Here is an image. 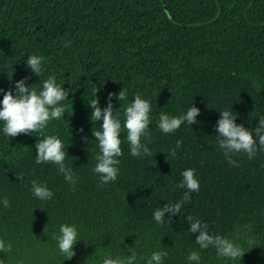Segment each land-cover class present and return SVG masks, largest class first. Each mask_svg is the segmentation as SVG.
I'll return each instance as SVG.
<instances>
[{"label":"trees","instance_id":"obj_1","mask_svg":"<svg viewBox=\"0 0 264 264\" xmlns=\"http://www.w3.org/2000/svg\"><path fill=\"white\" fill-rule=\"evenodd\" d=\"M31 55L43 58L40 78L26 66ZM49 76L69 90L61 119L14 138L0 123V201L7 197L11 205L0 203V239L12 245L0 252L5 264H104L126 259L130 249L138 264L155 251L167 252L163 264H194L187 259L193 251L200 264H264V150L251 160L234 155L239 166H232L215 136L220 111L232 110L236 123L250 129L264 116V0H0V88L15 94V82L27 77L39 91ZM122 88L126 100L113 97L122 125L136 95L152 104L151 143L142 142L153 155L133 157L122 127L119 175L101 184L92 130L103 121L90 120L88 104L97 90L106 107L108 93ZM191 104L200 109L198 123L171 134L158 129L161 113L179 117ZM49 135L63 143L74 186L55 164L35 163V144ZM189 168L199 192L157 224L154 211L183 198L186 189L178 185ZM33 180L53 198H36ZM187 216L237 244L243 256L200 249ZM62 224L78 231L71 260L58 249Z\"/></svg>","mask_w":264,"mask_h":264},{"label":"clouds","instance_id":"obj_2","mask_svg":"<svg viewBox=\"0 0 264 264\" xmlns=\"http://www.w3.org/2000/svg\"><path fill=\"white\" fill-rule=\"evenodd\" d=\"M67 46L68 43L65 44V47ZM42 59L40 56L31 55L26 61L27 68L39 78L43 71ZM27 79L25 77L15 82V94H13L12 89L5 91L0 88V93H3V99L0 100V123L3 125V133L9 138H14L20 134L33 135L41 132L47 127L49 121L59 120L66 113L64 102L68 101L69 90L57 84L54 76H49L44 80L39 91L32 85L28 86ZM97 92V90L93 91L96 98L88 104L92 109L90 120L92 122L103 121L100 123L101 130H92V135L98 141L99 147V153L95 157L97 163L93 172L98 175L101 184H107L115 182L119 175L118 157L123 154L122 140L120 139L122 127L126 131V142L133 157L153 155L147 144L142 142L143 139V141L151 143L149 125L152 104L136 95L134 101L124 109L122 125L121 119L114 114L117 110L114 109L113 97H116L119 102L126 100V90L122 88L119 93L109 92L107 105L103 108L99 106ZM199 114L200 109L192 104L186 114H181L179 117L161 113L158 129L164 134H171L185 122L190 126L198 123L196 118ZM236 120L237 114L232 110L220 111V117L215 125V132L217 133L215 136L228 163L238 167L236 160L232 159L234 155L244 153L251 160L255 158L258 149L264 150V116L259 117L258 125L252 129L245 128L243 124H237ZM79 131L83 132V129L81 128ZM181 145L182 142L178 140L176 148L171 150L170 155L174 157ZM35 149V163L55 164L59 173L64 175L65 181L75 185L73 170L65 165L67 152L63 150L64 146L59 138L49 135L42 140L38 139ZM181 175L182 181L178 187L186 189L183 198L176 203H165L156 209L153 218L157 224L164 223L165 213L169 214L170 220L172 216L180 214L182 206L191 201V193L200 190V183L196 178L194 169H186ZM17 180L23 183V175L18 174ZM31 191L36 198L42 201L51 200L54 195L45 184L36 180L31 182ZM0 203L5 208L11 206L7 197ZM186 220L190 225L188 231L195 234V242L200 246V249L215 247L217 256L231 260L243 256L244 253L237 244L219 235L209 233L207 223L192 216H187ZM56 239L60 253L67 258L66 260H71L75 256L74 246L79 241L76 226L62 224ZM11 250V243H5L4 240L0 239V252L8 253ZM130 253L131 255H128L126 259L107 258L104 264H138L136 252L130 249ZM167 255L166 251H155L146 264H163V259ZM187 259L194 264H200V253L193 251ZM0 264H5V261L0 259Z\"/></svg>","mask_w":264,"mask_h":264}]
</instances>
